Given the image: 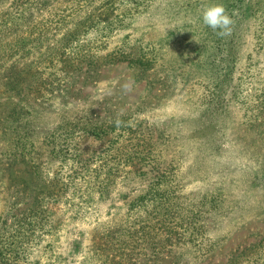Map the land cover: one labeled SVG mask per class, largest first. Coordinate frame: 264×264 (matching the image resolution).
Here are the masks:
<instances>
[{"label":"rangeland","instance_id":"rangeland-1","mask_svg":"<svg viewBox=\"0 0 264 264\" xmlns=\"http://www.w3.org/2000/svg\"><path fill=\"white\" fill-rule=\"evenodd\" d=\"M217 3L234 21L228 36L203 24V9ZM21 39L34 41L22 48ZM119 50L124 55H113ZM135 55L157 64L148 69ZM225 70L233 71L237 102L225 118L208 115L206 86ZM262 99L264 0H0V264H126L113 256L142 227L138 264H264V184L252 182L264 171V116L252 115ZM68 124L79 162L51 152ZM115 124L120 155L110 150L112 132L87 142L78 130ZM144 136L150 158L141 173L171 162L181 197L177 207L169 201L172 211L193 215L203 199L221 194L215 211L202 208L198 239L189 240L186 225L175 228L180 216L161 225L154 212H126L156 179L132 173L136 159L127 162ZM22 152L30 165L20 164ZM20 177L40 190H58L60 180L58 201L43 204L54 225L43 213H21L32 199L20 203ZM170 230L178 239L166 249ZM79 238L84 248L72 255Z\"/></svg>","mask_w":264,"mask_h":264},{"label":"trees","instance_id":"trees-1","mask_svg":"<svg viewBox=\"0 0 264 264\" xmlns=\"http://www.w3.org/2000/svg\"><path fill=\"white\" fill-rule=\"evenodd\" d=\"M40 3V6L43 4L47 5L49 0H36V4ZM138 0H134V2H137ZM145 2V0H143V3ZM30 8H23L20 10V13H22L23 15H21L23 18L29 17L30 13ZM34 40L31 41H27V42H32ZM27 42H23V40H20V45H22V48L25 47L27 45ZM25 43V44H24ZM138 48L136 50H134V52H137ZM117 54V55H115ZM113 55L118 56V55H124L122 50H119V52L113 53ZM110 56V57H109ZM108 58H111V55H108L107 59H104L106 63H113V61L109 60ZM134 62H143L142 64L150 69L151 67H154L157 64V61H155L154 58H148L143 59L140 56L135 55V57L132 59ZM201 73V72H200ZM189 76L191 77V75L189 74ZM214 77H212V79L214 81L217 82V84L215 86H206L208 88H210V101L208 102V107L206 108V112L208 113V115H215L216 113H219L220 115H222V118H225V116L228 114V116L231 114L232 111V106L237 102V95H231L230 93V87L233 83V85L235 86V82L236 79L234 77L233 71L230 70H225L222 73H215L213 74ZM216 76V77H215ZM21 79V78H20ZM184 82V80H183ZM44 85V84H43ZM230 95V96H229ZM255 110H257L258 112L256 114L252 113V115L254 116H264V100L262 99V101L255 105L253 107ZM253 108H248V110H252ZM247 109V107H246ZM254 110V111H255ZM262 126L264 128V119L262 120ZM261 121V122H262ZM252 124L253 126H257L256 120L252 119ZM78 125H80L79 123H77ZM120 124H115L113 126H108V128H101L99 129V126H92V127H87L86 125H82L81 127H79V131L81 132V135L83 136V138L85 139V141L89 142V141H95V140H100V139H104L107 135V138H109L108 136L111 133L112 138H110L109 142V146H110V150L114 151L115 154H119V150L116 147V143L118 142V139L116 140L114 137V134L116 133L117 129H121L119 128ZM132 130V128H131ZM65 133L63 134H59L58 138H60V142H58L55 139L56 135H54V141L52 142V144L55 145V148H53V150L51 151L52 153L54 151L57 152L60 151L62 152L61 156H72L74 160H78V162L82 159V155L79 152V147L80 145L74 141L75 138V134L76 131L74 130V127H71L70 124H68V127L66 130H64ZM134 131V130H133ZM148 139H146V137H141L138 139V142L135 144V148H133L134 151L133 153L136 155H130L128 157L127 162L130 163L131 160L136 159V163L133 166V170L132 173H135L137 176H147L149 174L152 173V176L156 179H152V181H150V184L147 187V190L145 191V193L136 198L134 201L131 200L127 203V213L128 214H134V212L136 211V209H140L142 211H145V213L147 215H153L152 213H156V217L159 218L161 225L165 223V225L167 224L168 219L166 221V216L170 215V214H174L175 216H180L182 217V223L177 225L175 228H185L184 225H186L188 227L189 230H191L190 233V238L189 240L193 241L194 238H199V235H204L205 234V228L204 225L202 224V222H200V220L203 217V215H205L206 212H211V210H216L217 209V200L221 199V194H219L218 196H214V195H210L208 198V203H206L207 201H205V199H203V201H201L199 203L200 206L196 207V210L193 211V215H190L192 212V208L191 209H186L185 213L182 214H178L176 207H177V202L178 200L181 198L180 194L178 193V183H176L175 181H173L171 179V176H173L170 173V168H171V162L168 163L167 165H165L164 167L162 166H158L156 164L152 165V171L151 169L147 170L145 173H141L144 172L142 171L143 168L145 167V165L143 164L144 162H146L149 158H150V149L148 150ZM134 156V157H133ZM119 157V156H118ZM19 156L15 155L14 157V162L16 163L18 161ZM25 162L26 164H31L32 161L29 159L27 154H24V152L20 153V164L22 162ZM86 164V163H85ZM84 163H82L81 168L85 165ZM31 168L33 169V165H31ZM260 176H256V179H254L252 182L257 185L258 187L262 186L264 184V171H261V173L259 174ZM259 180V181H257ZM60 180H58V178L55 180V184L56 188H58V190H53L51 187H45L44 190H40L39 188H35L33 187L31 184H29V182L27 180H25L23 177H20V203H24L25 205L28 204L26 202L25 199H32L30 204L28 206H26L24 209H20L22 214H25L27 212H37V213H43V220L44 221H49L48 224H50V211L48 209H46L43 204L45 205H50L52 201H58V199L61 196V191H62V185L61 182L59 183ZM89 187V186H88ZM65 189V188H64ZM91 191H93V189H90ZM88 190V191H90ZM101 192V191H100ZM97 193H99V191L97 190ZM93 194H96L93 191ZM100 195H97V197H99V200H97V202H101L102 200H105L103 195L101 193H99ZM64 195V194H63ZM62 195V196H63ZM92 197L90 196V199L87 200V202H91V201H96L95 196ZM155 201V205L152 206V210H150L151 204L152 202ZM172 201L173 204L176 206L173 211L171 210L170 207V202ZM208 205V211L204 212L203 209ZM203 208V209H202ZM135 215V214H134ZM188 219V220H186ZM194 219H198V223L199 225H197L198 223H196L195 225H193V220ZM52 221V220H51ZM47 224V225H48ZM51 225H54L53 223H51ZM49 225V226H51ZM46 226V225H45ZM44 224L42 225V227H45ZM168 227V226H167ZM165 226V228H167ZM170 228V227H169ZM115 229H113L110 233H104V235L109 238V239H113L114 238V234L113 232ZM117 232H119L116 229ZM162 232V231H161ZM144 233H148V230L145 227H142L140 229H138V231L135 229V231L132 233V235L130 236L131 239H128L123 246L118 247V255L113 256V257H117L119 256V258H121L122 261L126 262V264H138L137 263V256L140 254L139 250H146L145 247L142 244V248L137 249V247L135 246L134 243H140L142 242V238H143V234ZM80 234H82L84 236V232L81 231ZM174 234H176L174 231L170 230L168 232V237L166 239H164L162 242L164 243V247L167 249L173 242H175V240L178 239L174 237ZM97 236H99L97 234ZM132 236H137L139 238L135 239V237ZM172 237V238H171ZM151 239H148V237H144V242L146 244L150 243L152 240L156 239L153 237H150ZM71 240V239H70ZM69 240V241H70ZM132 240V244L130 243V241ZM73 251H70L72 255H74V253H79L83 250V246H84V242L81 241V239H74L73 240ZM97 244H99L97 242ZM161 244V243H160ZM126 246H130L128 248V250L126 249ZM215 246H208L206 245L207 250L210 252L212 249H214ZM203 247H201V252L204 250ZM121 256V257H120ZM112 257V258H113Z\"/></svg>","mask_w":264,"mask_h":264},{"label":"clouds","instance_id":"clouds-1","mask_svg":"<svg viewBox=\"0 0 264 264\" xmlns=\"http://www.w3.org/2000/svg\"><path fill=\"white\" fill-rule=\"evenodd\" d=\"M202 21L204 25L211 28L221 37L231 34V26L234 23L222 3L206 6L202 12Z\"/></svg>","mask_w":264,"mask_h":264}]
</instances>
